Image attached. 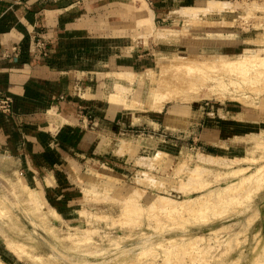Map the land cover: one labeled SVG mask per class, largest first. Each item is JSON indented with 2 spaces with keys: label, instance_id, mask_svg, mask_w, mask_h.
<instances>
[{
  "label": "rangeland",
  "instance_id": "obj_1",
  "mask_svg": "<svg viewBox=\"0 0 264 264\" xmlns=\"http://www.w3.org/2000/svg\"><path fill=\"white\" fill-rule=\"evenodd\" d=\"M224 1L230 8L212 7L197 18L173 11L206 6V0H169L164 20L154 21L152 11L146 17L147 9L134 12L127 49L148 54L140 65L102 67L97 79L88 74L81 80L75 96L91 122L77 128L95 131L96 139L87 145L79 132L70 133L68 144L81 152L71 168L53 160L57 166L45 185L25 175L17 155L0 145V264H264V79L253 88L208 84L195 95L180 86L184 91L160 109L150 106L156 80L178 75L165 66L172 58L220 61L264 53V11L247 5L264 7V0ZM162 69L165 74L156 73ZM163 106L175 108L170 123H148ZM111 110L116 121L103 123L104 130L93 125ZM232 110L240 114L232 118ZM130 188L139 195L128 208ZM159 195L202 199L204 210L164 217L150 212ZM87 232L88 242L67 236L85 240Z\"/></svg>",
  "mask_w": 264,
  "mask_h": 264
},
{
  "label": "crops",
  "instance_id": "obj_2",
  "mask_svg": "<svg viewBox=\"0 0 264 264\" xmlns=\"http://www.w3.org/2000/svg\"><path fill=\"white\" fill-rule=\"evenodd\" d=\"M137 1L0 0V99L11 100L9 112L0 110V145L17 155L20 170L34 181L45 185L49 170L57 166L53 160H64L71 168L73 155L81 151L68 144L70 133L79 132L80 143L87 145L96 139L95 131L77 128L91 122L87 106L75 96L81 80L88 74L97 79L102 67L143 63L148 53L136 55L127 49L131 47L127 37L135 27L128 23L135 11L141 16L144 9L146 17L152 11L154 21L164 20L169 0ZM36 39L46 43L48 55L43 60L31 55ZM173 111V106H163L155 115L157 121L148 123L165 126ZM227 113L232 118L240 114ZM107 115L94 117L93 125L101 128L119 118L116 111Z\"/></svg>",
  "mask_w": 264,
  "mask_h": 264
},
{
  "label": "bare ground",
  "instance_id": "obj_3",
  "mask_svg": "<svg viewBox=\"0 0 264 264\" xmlns=\"http://www.w3.org/2000/svg\"><path fill=\"white\" fill-rule=\"evenodd\" d=\"M257 2V1H256ZM255 1H252L251 3H247L248 7L250 8L249 10H262L264 11V7H262L263 5H261L260 3L257 4ZM241 4H246V1H242L240 2ZM239 4V2H238ZM205 5V4H204ZM240 5V4H239ZM219 7V8H230V3H227L224 0H206V6H189L186 7L184 9H182L181 11L177 10V11H173L176 12L178 14H180L181 16H185L186 18H197L199 17V15H205L207 13V11H209L210 9H212V7L215 10V7ZM217 11V10H216ZM152 14V13H151ZM149 17V16H148ZM149 19V18H147ZM146 18L144 19L145 21L147 20ZM152 19V18H150ZM188 19V18H187ZM142 20V19H141ZM143 20V21H144ZM141 22V21H140ZM148 22H152L150 20H148ZM153 23V22H152ZM142 24V23H141ZM146 24V23H145ZM151 25V24H149ZM264 30V28H262ZM156 32L159 31L158 29H155ZM163 31V30H162ZM161 31V32H162ZM160 32V33H161ZM166 32V31H165ZM159 33V32H158ZM156 33V35L158 34ZM251 41L252 39H248L246 38V41ZM260 43H264V40L259 41ZM164 64V63H163ZM160 65V64H159ZM162 65V64H161ZM163 66V65H162ZM165 66H168V69H171V73L173 74L174 70L176 71V73L178 75H172V78H168V77H162V74H165V70H160L159 72L157 71L156 73L161 74L158 80H156L154 87L152 88V95L150 96V106H152L155 109H160L163 105V103L168 100V99H174L175 97H177L178 95H180L181 88H179L180 86L183 88L185 87L186 90H189V92L191 91L192 93L198 94L199 90L205 85L209 86H220L219 88H226L227 85H237V86H241V85H246L248 88H253L255 87L254 84H256L257 82L261 81L262 79H264V53H258L257 55H251L248 52H245L239 56L236 57H232V58H225L222 59L220 61H206V60H198V61H190L187 57L180 59L178 58H172L168 61V65L165 64ZM165 67V68H166ZM167 69V68H166ZM169 71V70H168ZM155 73V74H156ZM167 73V70H166ZM118 75V72L115 73ZM133 74V73H132ZM156 74V75H158ZM115 75V76H117ZM153 75V74H152ZM132 76V75H131ZM130 76V77H131ZM120 77V76H119ZM123 77V76H122ZM126 77V76H125ZM121 79V78H120ZM152 79V78H151ZM153 84V83H152ZM119 85V84H118ZM206 88V87H205ZM210 88V87H209ZM121 89V87H120ZM122 90V89H121ZM183 94V93H182ZM112 96V95H111ZM114 96V95H113ZM185 97V96H184ZM188 97V96H187ZM195 97V96H193ZM191 97V98H193ZM197 97V96H196ZM195 97V98H196ZM117 98V97H116ZM113 101V100H112ZM117 101H121L118 100ZM123 101V98H122ZM116 102V101H115ZM126 101H123L122 104H124ZM121 103V102H119ZM135 103V102H133ZM128 105V104H127ZM130 105V104H129ZM128 105V106H129ZM125 106V104L123 105ZM126 108V106H125ZM264 131V130H263ZM262 132V131H261ZM264 132H262L259 135H263ZM262 138V137H261ZM264 141L261 143L263 144ZM260 143H258L257 145H259ZM264 146V145H263ZM203 157V155H201ZM201 157V158H202ZM220 158V157H218ZM205 159V158H204ZM236 159V158H235ZM202 160V159H201ZM244 160V159H243ZM203 162H205L204 160H202ZM209 161V160H208ZM255 161V159H254ZM234 162V161H233ZM210 163V161H209ZM260 167V166H259ZM182 168V167H181ZM262 168V167H260ZM194 169V168H193ZM197 169V168H196ZM264 168H262L263 171ZM244 170V169H242ZM260 170V169H259ZM236 171V170H234ZM262 171H258L260 172L261 175ZM179 172V171H178ZM196 172V170H195ZM256 172H257V168H256ZM255 172V173H256ZM253 174V172H252ZM195 175V173H194ZM254 175V174H253ZM191 176V175H189ZM197 177V176H196ZM256 177V176H255ZM249 178V177H248ZM258 178V174L257 177L255 178V180H257ZM260 178V177H259ZM188 179V178H187ZM195 179V178H194ZM193 179V180H194ZM197 179V178H196ZM148 180V179H147ZM191 180V179H190ZM245 180V179H244ZM251 180V178H250ZM254 180V179H253ZM260 181V180H259ZM257 180V182H259ZM255 182V181H254ZM259 184V183H258ZM195 185V184H194ZM260 186V185H259ZM130 187V186H129ZM200 188V187H199ZM232 188V187H231ZM185 189V188H184ZM129 190V188H128ZM127 190V191H128ZM190 190V189H188ZM186 190V191H188ZM182 192V191H181ZM222 192V191H221ZM220 192V194H221ZM130 195H126L127 197L124 198L125 202H127V206L128 208H130L129 205L134 204L137 198V191L135 190V188H130V192H128ZM223 195V194H222ZM90 196V195H89ZM210 196V195H209ZM216 196V195H215ZM30 197V195H29ZM33 197V196H32ZM139 197V196H138ZM217 197H220L219 200H223V197L217 195ZM34 198V197H33ZM205 198V197H204ZM203 198V199H204ZM208 198V197H207ZM205 198V199H207ZM197 199V198H196ZM194 200V198L191 199H184L183 201H178L169 197H165V196H157L154 201L150 202V212L151 211H155V213L157 214H161L164 217H176V216H180L183 213H193L192 211H199V212H203L202 210H204V208L202 209V206L200 205L199 202H196L197 200ZM35 201V200H33ZM205 201V200H204ZM209 202V201H207ZM121 204V203H120ZM204 204V203H203ZM208 204V203H207ZM35 205V203H34ZM39 205V204H38ZM200 205V206H199ZM206 205V204H205ZM204 206V205H203ZM35 207V206H34ZM137 207V206H136ZM209 207V206H208ZM211 207V206H210ZM208 209H211V208ZM205 208H207L205 206ZM132 209V208H131ZM207 209V210H208ZM37 210V208H36ZM221 210V209H220ZM130 211V210H129ZM144 211V210H143ZM211 211V210H210ZM210 211H207L208 214ZM38 212V211H37ZM149 212V211H148ZM206 212V211H205ZM85 213V212H84ZM128 213V212H127ZM133 213V210H132ZM55 214V213H53ZM52 214V215H53ZM150 214V213H149ZM207 214V215H208ZM89 215V214H88ZM87 216V219H89V216ZM160 215V216H161ZM188 215V213H187ZM206 215V214H204ZM57 216V215H56ZM130 216V215H129ZM183 216V215H182ZM201 216V215H200ZM133 217V216H132ZM155 217V216H154ZM181 217V216H180ZM149 218V217H147ZM156 218V217H155ZM153 218V219H155ZM204 218V217H203ZM150 219V218H149ZM168 219V218H167ZM157 220V219H156ZM159 220V219H158ZM88 221V220H87ZM178 223V222H177ZM51 229V228H50ZM73 231V230H72ZM69 232V231H68ZM86 232V231H85ZM69 238L74 239L73 241L77 242H83L86 241L88 242L89 240H92L91 237H89L88 232L84 234V239H80L77 237V234L74 233H67ZM66 236V237H67ZM67 239V238H66ZM171 239V238H170ZM196 239V238H195ZM194 239V240H195ZM201 239V238H200ZM203 240V239H202ZM168 242V240H167ZM169 242L174 243V240L171 239ZM10 244V243H9ZM78 244V243H77ZM159 244V243H158ZM161 244V243H160ZM16 245V244H15ZM156 245V244H155ZM10 246V245H9ZM158 246V245H157ZM160 246V245H159ZM192 246V245H191ZM11 247V246H10ZM181 247V246H180ZM198 248V247H197ZM15 250V249H14ZM143 251V249H141ZM178 250V249H176ZM204 250V249H203ZM206 251V250H205ZM13 252V251H12ZM22 252V251H21ZM140 252V251H139ZM14 253V252H13ZM16 253V252H15ZM24 253V252H23ZM141 254L143 252H140ZM147 253V252H145ZM151 253V252H150ZM162 253V252H161ZM140 254V255H141ZM139 255V254H138ZM149 255V254H148ZM165 255V254H164ZM184 255V253H183ZM191 255V254H189ZM168 256V255H167ZM175 256V255H174ZM141 257V256H140ZM139 257V258H140ZM151 257V256H150ZM179 257V256H178ZM153 258V257H152ZM167 258V257H166ZM190 259V258H189ZM168 262V260H166ZM165 261V262H166ZM181 261V260H180ZM198 261V260H197ZM263 261V260H262Z\"/></svg>",
  "mask_w": 264,
  "mask_h": 264
},
{
  "label": "built area",
  "instance_id": "obj_4",
  "mask_svg": "<svg viewBox=\"0 0 264 264\" xmlns=\"http://www.w3.org/2000/svg\"><path fill=\"white\" fill-rule=\"evenodd\" d=\"M16 50L17 48L14 47ZM31 55L36 59H45L48 55V49L46 43L42 39L34 40L32 47H31ZM11 109V100L9 97H2L0 99V110L3 112H9Z\"/></svg>",
  "mask_w": 264,
  "mask_h": 264
}]
</instances>
